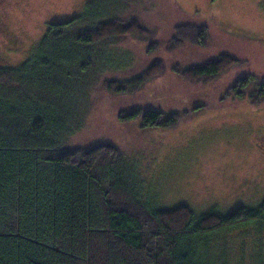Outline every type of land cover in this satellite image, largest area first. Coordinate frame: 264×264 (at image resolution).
Here are the masks:
<instances>
[{"label":"trees","instance_id":"1","mask_svg":"<svg viewBox=\"0 0 264 264\" xmlns=\"http://www.w3.org/2000/svg\"><path fill=\"white\" fill-rule=\"evenodd\" d=\"M121 1H89L84 13L48 25L37 57L0 67V264H264V246L234 261L229 240L214 245L222 232L264 230V200L227 214L214 208L197 213L184 203L158 208L146 194V179L117 145H66L77 128L67 109V86L79 77L75 50L90 55L110 38L150 32L141 18L117 13L131 0ZM210 29L203 21L179 24L164 45L171 51L188 43L207 47ZM244 62L221 52L187 67L177 64L175 71L193 85L208 84ZM164 71L157 59L139 75L104 85L108 93L132 94ZM225 91L220 104L264 106V76L244 74ZM207 107L136 108L118 118L174 129Z\"/></svg>","mask_w":264,"mask_h":264},{"label":"rangeland","instance_id":"2","mask_svg":"<svg viewBox=\"0 0 264 264\" xmlns=\"http://www.w3.org/2000/svg\"><path fill=\"white\" fill-rule=\"evenodd\" d=\"M89 1L0 0V67H19L37 57L48 25L84 13ZM117 13L141 18L150 32L141 38H110L90 49V55L75 50L81 56L74 69L79 77L67 86L72 92L67 109L71 126L77 128L66 145H117L146 179V194L158 208L184 203L197 213L214 208L227 214L240 205L263 202L264 106L218 102L244 74L264 76V0H131ZM201 21L211 27L207 47H165L177 25ZM221 52L245 62L208 84L193 85L175 71L177 64L187 67ZM157 59L164 61L165 73L138 92L106 90V80L130 79ZM82 64H87L85 69ZM200 104L208 107L174 129L142 128L141 120L118 118L136 108L183 112ZM218 236L214 245L229 240L234 261L264 246V230L255 226Z\"/></svg>","mask_w":264,"mask_h":264}]
</instances>
